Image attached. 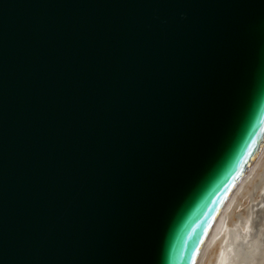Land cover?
Returning a JSON list of instances; mask_svg holds the SVG:
<instances>
[{
    "label": "water",
    "instance_id": "1",
    "mask_svg": "<svg viewBox=\"0 0 264 264\" xmlns=\"http://www.w3.org/2000/svg\"><path fill=\"white\" fill-rule=\"evenodd\" d=\"M264 136V0H0V264H195Z\"/></svg>",
    "mask_w": 264,
    "mask_h": 264
},
{
    "label": "bare ground",
    "instance_id": "2",
    "mask_svg": "<svg viewBox=\"0 0 264 264\" xmlns=\"http://www.w3.org/2000/svg\"><path fill=\"white\" fill-rule=\"evenodd\" d=\"M195 264H264V136L221 207Z\"/></svg>",
    "mask_w": 264,
    "mask_h": 264
}]
</instances>
